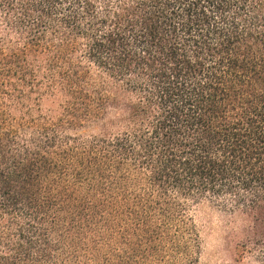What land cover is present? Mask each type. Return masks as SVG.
Returning <instances> with one entry per match:
<instances>
[{
    "label": "trees",
    "instance_id": "trees-1",
    "mask_svg": "<svg viewBox=\"0 0 264 264\" xmlns=\"http://www.w3.org/2000/svg\"><path fill=\"white\" fill-rule=\"evenodd\" d=\"M204 207L264 264V0H0V264H199Z\"/></svg>",
    "mask_w": 264,
    "mask_h": 264
},
{
    "label": "rangeland",
    "instance_id": "rangeland-1",
    "mask_svg": "<svg viewBox=\"0 0 264 264\" xmlns=\"http://www.w3.org/2000/svg\"><path fill=\"white\" fill-rule=\"evenodd\" d=\"M197 221L203 231L199 264H263L257 251L233 254L227 249L225 225L229 226V222L223 220L217 209L201 208Z\"/></svg>",
    "mask_w": 264,
    "mask_h": 264
}]
</instances>
